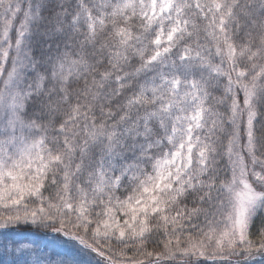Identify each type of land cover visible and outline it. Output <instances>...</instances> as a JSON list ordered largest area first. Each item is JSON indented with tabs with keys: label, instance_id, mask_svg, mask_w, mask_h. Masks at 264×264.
<instances>
[{
	"label": "snow or ice",
	"instance_id": "obj_1",
	"mask_svg": "<svg viewBox=\"0 0 264 264\" xmlns=\"http://www.w3.org/2000/svg\"><path fill=\"white\" fill-rule=\"evenodd\" d=\"M0 264H264V0H0Z\"/></svg>",
	"mask_w": 264,
	"mask_h": 264
},
{
	"label": "rangeland",
	"instance_id": "obj_2",
	"mask_svg": "<svg viewBox=\"0 0 264 264\" xmlns=\"http://www.w3.org/2000/svg\"><path fill=\"white\" fill-rule=\"evenodd\" d=\"M16 239L26 240V241H36L40 243L41 245H44L50 241V236L45 237L44 234L42 236H39L34 233H18L15 236Z\"/></svg>",
	"mask_w": 264,
	"mask_h": 264
},
{
	"label": "trees",
	"instance_id": "obj_3",
	"mask_svg": "<svg viewBox=\"0 0 264 264\" xmlns=\"http://www.w3.org/2000/svg\"><path fill=\"white\" fill-rule=\"evenodd\" d=\"M19 233H34V234H36L35 231H31V230H28V229H22ZM37 235L42 236L43 233H37Z\"/></svg>",
	"mask_w": 264,
	"mask_h": 264
}]
</instances>
